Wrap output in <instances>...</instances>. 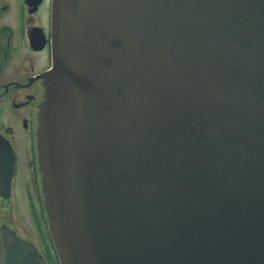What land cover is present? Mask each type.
<instances>
[{
	"label": "water",
	"instance_id": "water-1",
	"mask_svg": "<svg viewBox=\"0 0 264 264\" xmlns=\"http://www.w3.org/2000/svg\"><path fill=\"white\" fill-rule=\"evenodd\" d=\"M52 7L38 141L58 262L264 264V0ZM14 170L0 136L8 191ZM0 264L47 263L3 232Z\"/></svg>",
	"mask_w": 264,
	"mask_h": 264
},
{
	"label": "flooded vegetation",
	"instance_id": "flooded-vegetation-1",
	"mask_svg": "<svg viewBox=\"0 0 264 264\" xmlns=\"http://www.w3.org/2000/svg\"><path fill=\"white\" fill-rule=\"evenodd\" d=\"M52 1L0 0V136L9 143L15 170L0 194V238L11 232L31 243L47 264H60L48 229L38 127L45 73L52 67ZM26 209L35 231L28 239L16 213Z\"/></svg>",
	"mask_w": 264,
	"mask_h": 264
},
{
	"label": "rangeland",
	"instance_id": "rangeland-1",
	"mask_svg": "<svg viewBox=\"0 0 264 264\" xmlns=\"http://www.w3.org/2000/svg\"><path fill=\"white\" fill-rule=\"evenodd\" d=\"M16 225L20 231L28 238H34L33 234L35 231L32 228L31 219H29V214L26 209L19 208V212L16 213Z\"/></svg>",
	"mask_w": 264,
	"mask_h": 264
}]
</instances>
